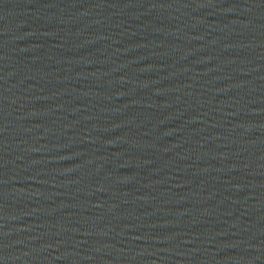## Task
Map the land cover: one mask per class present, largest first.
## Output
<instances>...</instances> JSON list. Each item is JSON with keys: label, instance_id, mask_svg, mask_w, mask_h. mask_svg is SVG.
<instances>
[{"label": "water", "instance_id": "obj_1", "mask_svg": "<svg viewBox=\"0 0 264 264\" xmlns=\"http://www.w3.org/2000/svg\"><path fill=\"white\" fill-rule=\"evenodd\" d=\"M0 264H264V0H0Z\"/></svg>", "mask_w": 264, "mask_h": 264}]
</instances>
